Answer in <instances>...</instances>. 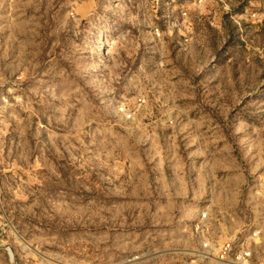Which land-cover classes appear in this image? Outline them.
Listing matches in <instances>:
<instances>
[{
    "label": "rangeland",
    "instance_id": "1",
    "mask_svg": "<svg viewBox=\"0 0 264 264\" xmlns=\"http://www.w3.org/2000/svg\"><path fill=\"white\" fill-rule=\"evenodd\" d=\"M187 153L253 210L205 237L264 264V0H0V264L191 263L200 214L148 206Z\"/></svg>",
    "mask_w": 264,
    "mask_h": 264
},
{
    "label": "crops",
    "instance_id": "2",
    "mask_svg": "<svg viewBox=\"0 0 264 264\" xmlns=\"http://www.w3.org/2000/svg\"><path fill=\"white\" fill-rule=\"evenodd\" d=\"M178 160L180 161L179 174L171 171L167 165L165 168L166 172L164 171L165 174L160 172V176L166 178L169 182V187L166 189L172 201L164 198L161 194V191L164 193V190H161L159 191L160 196L165 201L163 203L161 201L159 203L151 201L148 205L149 208L173 209L176 211L175 215L179 217L181 223L190 224L199 217L200 212L205 207L204 204H207V206L213 204L219 211H225L224 217L226 218L232 213L234 216H238L244 220L246 218L249 221L248 218L251 215L249 213L253 210L249 206V202L246 203L244 201V187L238 186V181L236 182L237 179L235 178V176H238L237 174L233 175L236 180L230 175L225 177L230 184L225 183L224 186L220 184L219 188V186L215 185V163L212 158L210 159V157L203 154L187 153L182 154ZM238 172L240 173V171ZM173 174L176 175L175 178ZM177 209L180 211L177 212ZM180 250L184 251L182 253L183 257L192 260L198 250L197 243L195 241L194 248L190 250L189 254H186L183 247ZM177 251L175 254H177ZM230 262L228 260L229 264H231ZM185 264H217V260L212 259L208 263H205L196 259L195 263L185 262Z\"/></svg>",
    "mask_w": 264,
    "mask_h": 264
},
{
    "label": "built area",
    "instance_id": "3",
    "mask_svg": "<svg viewBox=\"0 0 264 264\" xmlns=\"http://www.w3.org/2000/svg\"><path fill=\"white\" fill-rule=\"evenodd\" d=\"M208 214L206 212L200 213V218L193 227L194 235L197 243L198 250L196 256L191 260V263H195L196 259L201 262L208 263L210 260H218V264H251L253 258L252 246L255 245L260 236L261 230L256 228L252 230L246 236H243L240 240L239 247L231 257L233 241L236 239V235L229 236L221 244H213L212 241L205 237L208 234ZM217 246V255L212 254V249Z\"/></svg>",
    "mask_w": 264,
    "mask_h": 264
},
{
    "label": "bare ground",
    "instance_id": "4",
    "mask_svg": "<svg viewBox=\"0 0 264 264\" xmlns=\"http://www.w3.org/2000/svg\"><path fill=\"white\" fill-rule=\"evenodd\" d=\"M209 204V203H208ZM205 206V205H204ZM212 207V206H211ZM228 212V211H227ZM225 213V212H224ZM232 214V213H231ZM176 227V226H175ZM168 250V249H167Z\"/></svg>",
    "mask_w": 264,
    "mask_h": 264
}]
</instances>
